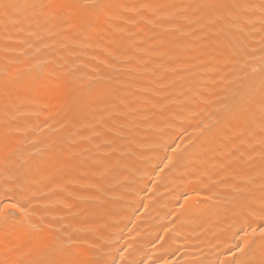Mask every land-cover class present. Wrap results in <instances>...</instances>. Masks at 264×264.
I'll return each instance as SVG.
<instances>
[{"label": "bare ground", "instance_id": "6f19581e", "mask_svg": "<svg viewBox=\"0 0 264 264\" xmlns=\"http://www.w3.org/2000/svg\"><path fill=\"white\" fill-rule=\"evenodd\" d=\"M9 202L0 264L258 262L264 0H0Z\"/></svg>", "mask_w": 264, "mask_h": 264}, {"label": "snow or ice", "instance_id": "6c2138e0", "mask_svg": "<svg viewBox=\"0 0 264 264\" xmlns=\"http://www.w3.org/2000/svg\"><path fill=\"white\" fill-rule=\"evenodd\" d=\"M88 6L89 5H83V7H88ZM2 7H3V10L7 12L8 9L14 7V5L4 3ZM14 212H19L23 215L24 209L21 205H19L18 203H14V202L0 204V228H3L5 230L9 228V218L12 217ZM255 231L256 230L253 229V233H255ZM260 235H261L262 240H264V228L260 229ZM237 248L241 252L242 256L247 255L245 248L239 245L237 246ZM44 264H66V262L60 260L57 257L55 251H53V253H51L50 255V258L44 261ZM236 264H264V254H262L261 259L258 262L254 260H243L242 259L236 262Z\"/></svg>", "mask_w": 264, "mask_h": 264}]
</instances>
